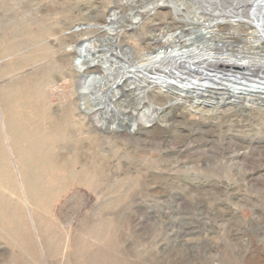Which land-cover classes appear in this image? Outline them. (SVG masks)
<instances>
[{"label":"rangeland","instance_id":"1","mask_svg":"<svg viewBox=\"0 0 264 264\" xmlns=\"http://www.w3.org/2000/svg\"><path fill=\"white\" fill-rule=\"evenodd\" d=\"M208 4L0 0V264H264V103L180 98L142 71L140 90L129 75L110 92L123 68L100 46L75 65L108 37L147 63L153 38L197 33ZM150 104L156 120L139 119Z\"/></svg>","mask_w":264,"mask_h":264},{"label":"bare ground","instance_id":"2","mask_svg":"<svg viewBox=\"0 0 264 264\" xmlns=\"http://www.w3.org/2000/svg\"><path fill=\"white\" fill-rule=\"evenodd\" d=\"M206 1L209 4L207 6L202 5L203 15L209 14L211 18H198L199 35L197 34L198 31L195 32L196 35L193 34V31L191 33L189 27L183 29L182 32H173L167 38H153L152 43L155 44L156 52L154 55L152 53V55L147 54V63H135L131 52H123L117 48L115 37L101 39L97 43L95 41L83 42L78 46L77 58L92 55L91 53L98 51L96 48L100 46L106 57L108 54L109 59H113L114 62L122 65L123 71L119 72L117 80L110 84L109 91L113 90L114 86L118 87L124 78L129 75H135V78L138 79L140 84L137 90H140L141 83L147 82L136 73L142 71L143 76L145 75L149 79L148 83H156L162 91L180 98H191L193 100L199 97L211 96L210 98H212L213 95L207 94L212 90L219 95L217 97L219 101L240 99L238 102L256 101L264 103V0H232V3L225 4V6H223L224 3H227L225 0ZM155 3H158V1L146 6L142 12L152 13ZM171 3H173L177 12H182V4H178L176 1ZM142 12L139 10L130 17L129 24L131 26H135L140 22ZM225 14H233V18L231 20L226 17L223 18ZM112 15V18L115 19L116 14L113 13ZM112 18H110L111 23H114ZM112 27L113 33L111 35H114L116 28L114 25ZM198 36H201V38L197 39ZM96 59L98 58H91V61L95 62ZM107 63L108 61L105 58L103 65H105L104 70L106 71L110 69L106 66ZM78 64L79 71H85L88 68L85 62ZM170 68L176 71L196 68L200 70V76L203 75L201 77L202 81H199L201 82L199 84H192L187 79H185L187 81L185 82L177 77H170L168 75L171 72ZM164 70H168V73H163ZM211 77H213V80H210ZM103 79L102 75L92 74L88 81ZM133 86H136V84L132 86L129 84L128 87L123 89H130ZM146 86L150 87V85ZM206 88L208 89L206 90ZM88 89V83L85 81L81 85V90L84 93ZM141 94L143 95V92ZM140 96L139 94L138 97L140 98ZM85 97L84 95L83 98ZM100 97L105 98L106 96L101 95ZM116 97L115 95L111 96L110 101H115ZM87 101H85V105ZM107 107L109 109L111 105ZM151 107V104L147 106L146 110L140 114L139 119L147 122L156 120L157 115L151 111ZM86 110L92 118L96 119L98 124L101 122V126H104V122L98 121L99 112L97 108L86 107ZM127 121L130 122L128 118H123L107 128L111 130L114 125L121 129L127 128V125L130 124ZM135 122L136 119L134 118L133 125H135Z\"/></svg>","mask_w":264,"mask_h":264},{"label":"water","instance_id":"3","mask_svg":"<svg viewBox=\"0 0 264 264\" xmlns=\"http://www.w3.org/2000/svg\"><path fill=\"white\" fill-rule=\"evenodd\" d=\"M80 62H85V63H87L89 65L93 64V62L91 61V57L90 56H86V57L82 56L80 58H76L75 65L76 66L79 65L78 63H80ZM169 70L171 71L170 74H168L170 76L177 77L180 80H184L185 82H187L189 80L192 84H199L200 83L199 82L200 79H201L200 70H197L196 68H191V69L189 68V70L180 69L179 70L180 72L174 70L173 68H170ZM163 73H168V70H166V71L164 70ZM181 73H184V74L182 75ZM81 77L83 78V81H84V78H87L86 79L87 82L91 81V80L88 81L90 76H88L87 74H85V75L81 74ZM185 79H187V81ZM195 79H197V80H195Z\"/></svg>","mask_w":264,"mask_h":264}]
</instances>
